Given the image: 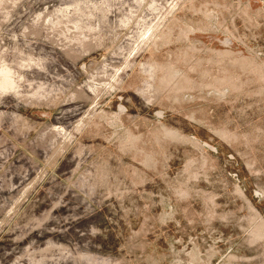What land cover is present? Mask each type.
Returning <instances> with one entry per match:
<instances>
[{"label":"rangeland","instance_id":"1","mask_svg":"<svg viewBox=\"0 0 264 264\" xmlns=\"http://www.w3.org/2000/svg\"><path fill=\"white\" fill-rule=\"evenodd\" d=\"M0 264H264V0H0Z\"/></svg>","mask_w":264,"mask_h":264}]
</instances>
